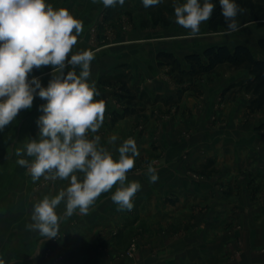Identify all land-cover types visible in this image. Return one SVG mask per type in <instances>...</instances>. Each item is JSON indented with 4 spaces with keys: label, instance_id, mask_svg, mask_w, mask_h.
<instances>
[{
    "label": "crops",
    "instance_id": "0c3cea01",
    "mask_svg": "<svg viewBox=\"0 0 264 264\" xmlns=\"http://www.w3.org/2000/svg\"><path fill=\"white\" fill-rule=\"evenodd\" d=\"M184 2L161 0L145 8L142 0H125L123 6L105 8L92 0H46L54 8H67L83 21L84 29L73 52H95L92 79L99 93L96 99L106 101V112L103 126L90 137L100 135L101 144L117 158L116 147L133 137L140 152L128 173L129 181H139L142 186L133 199L132 210L119 211L110 198L112 192L103 193L88 215H73L81 217L80 240L89 236V230L103 229L110 242L113 226L120 230H151L154 226L166 236L171 230L166 226L179 225L185 263L264 264V126L236 124L239 114L235 97L224 95L230 84L219 78L202 81L207 89L202 94L188 91L179 99V85L164 72L169 73V65L158 58L160 51H167L185 61L188 53H202L210 45L231 46L224 37L227 28L214 29L210 20L201 24L196 37L175 23L173 4ZM211 2L217 4L216 0ZM239 15L237 20L242 26L247 21ZM184 64L188 67L186 61ZM69 70L70 66L65 74ZM76 70L79 72V67ZM51 71L48 66L34 69L29 79L39 77L42 86L47 87ZM123 73L129 74L131 87H140L151 97L147 101L151 103L116 118L115 114H122L127 105L114 88L124 84L117 79ZM109 77L111 82L107 81ZM157 93L161 94L160 101L154 99ZM44 103L35 96L31 109L21 110L11 124L0 130V193L18 196L26 206L28 200L54 195L68 184L58 180L34 190L35 182L28 170L16 163L15 149L26 139L39 138L36 121ZM111 135L119 137L116 146L107 144ZM152 161H157L159 179L155 183H150L145 174ZM208 161L215 171L202 179L194 177L193 172L198 173ZM18 176L19 186H13ZM177 197L178 202L172 203L170 199ZM32 205L29 203L31 209ZM57 212L63 214V204Z\"/></svg>",
    "mask_w": 264,
    "mask_h": 264
},
{
    "label": "clouds",
    "instance_id": "9594fccd",
    "mask_svg": "<svg viewBox=\"0 0 264 264\" xmlns=\"http://www.w3.org/2000/svg\"><path fill=\"white\" fill-rule=\"evenodd\" d=\"M105 8L123 6L125 0H92ZM161 0H142L145 8ZM228 32L239 30L238 14L245 10L235 0H219ZM215 4L211 0H186L174 3L175 23L200 34L201 24L211 19ZM84 29L83 21L67 8H54L46 0H0V130L11 124L21 110L31 109L35 96L40 105L36 123L38 139H26L15 149L16 163L28 170L33 182L67 181L54 195L46 194L32 205L26 230L44 240L59 235L60 224L74 214L88 215L103 193L119 211H131L133 199L141 190L139 181H129L128 173L140 156L137 143L128 137L116 147L118 158L101 144L98 133L104 124L106 101L97 100L92 79L91 49L73 52ZM51 67L47 87L34 69ZM71 70L65 74V69ZM79 67V72H77ZM111 135L107 144L116 146ZM162 163V162H160ZM157 161L146 167L150 183L158 181ZM115 189L114 191H112ZM64 205L63 215L57 212ZM0 264L4 261L0 259Z\"/></svg>",
    "mask_w": 264,
    "mask_h": 264
},
{
    "label": "rangeland",
    "instance_id": "374dc122",
    "mask_svg": "<svg viewBox=\"0 0 264 264\" xmlns=\"http://www.w3.org/2000/svg\"><path fill=\"white\" fill-rule=\"evenodd\" d=\"M253 1L257 5V10L264 9V0ZM244 10L239 17L241 20L245 19L247 23L240 26L238 31L226 33L224 37L230 42L231 47L235 43H244L250 46L257 56H261L262 51L258 41L264 37V19L256 17L255 12L249 8ZM179 60L182 61L183 67H186L184 59L179 58ZM166 65H169L171 70L169 73L164 72L169 74L168 76L179 85V99L188 91L202 94L203 90L207 91L202 86V81L219 78V80L230 84L228 88H225L224 95L231 93L230 95L235 97L234 106L239 114L236 124L243 126L251 123L253 126L258 124L257 127L264 126V123H261L264 120V106L262 108L249 107L253 94L244 87V80L249 76L246 70L235 69L228 64H222L212 74H210L211 72L205 73L195 79L185 77L184 81H181L178 77V71H173L172 65ZM107 79L109 82L112 81L111 77ZM117 79L124 83L121 87L118 85L114 87L117 90L116 94L127 103L123 110L125 108L134 111L142 110L151 103V101L150 103L147 102L151 100V97L144 90L137 86L131 87L129 74H119ZM161 98V94L157 93L154 99L160 101ZM210 158H212L211 155L208 159ZM214 171L215 169L208 161L207 164L201 166L198 173L193 172V176L202 179L204 176H210ZM18 179L19 176L17 182L12 184L13 186H19ZM46 185L49 184L45 181L35 182L33 189L37 190ZM3 193H0V259L4 261V264H189L185 263L184 260L186 254L183 251V242H179L182 234L179 225L166 226L167 229H171L166 236H163L165 235L164 231L155 230L154 226L151 230L144 228L120 230L113 226L110 229V242L106 241L107 235L102 232L103 229L99 231L96 229L95 231L89 230L86 232V235L89 236L86 239H81L86 240L84 242L80 240L83 232L79 225L81 217L77 215L61 222L57 238L44 240L38 233L26 230L25 227L31 222L32 209L29 207V203H34V200H28L26 206L24 199L14 195L8 197L9 193L3 196ZM170 200L172 203H176L178 197ZM94 218L91 216L92 223H95ZM43 240L44 242H41ZM134 243L138 245L139 251L131 255L129 250Z\"/></svg>",
    "mask_w": 264,
    "mask_h": 264
},
{
    "label": "trees",
    "instance_id": "16d2710c",
    "mask_svg": "<svg viewBox=\"0 0 264 264\" xmlns=\"http://www.w3.org/2000/svg\"><path fill=\"white\" fill-rule=\"evenodd\" d=\"M243 9H251L255 16L264 19V9L257 10V5L253 0H235ZM210 26L214 29L227 24L221 15L219 0L210 19ZM262 51L261 56H257L252 48L244 43H239L234 47L228 44H214L206 47L202 53L193 52L185 56L188 68L183 67L182 61L173 53L160 51L158 58L166 64L172 65V70H177L179 79L184 81L187 78H198L205 73L213 72L218 66L228 64L235 69H244L248 72V77L244 80V87L253 94L249 107L262 108L264 106V37L258 41ZM134 111L125 108L122 114L117 113V117H122Z\"/></svg>",
    "mask_w": 264,
    "mask_h": 264
},
{
    "label": "built area",
    "instance_id": "2783aa9c",
    "mask_svg": "<svg viewBox=\"0 0 264 264\" xmlns=\"http://www.w3.org/2000/svg\"><path fill=\"white\" fill-rule=\"evenodd\" d=\"M139 251V247L136 243L132 244L129 253H131V255L136 254Z\"/></svg>",
    "mask_w": 264,
    "mask_h": 264
}]
</instances>
